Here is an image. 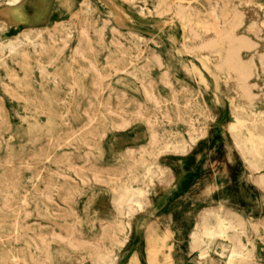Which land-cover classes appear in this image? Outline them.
Here are the masks:
<instances>
[{"label":"rangeland","instance_id":"374dc122","mask_svg":"<svg viewBox=\"0 0 264 264\" xmlns=\"http://www.w3.org/2000/svg\"><path fill=\"white\" fill-rule=\"evenodd\" d=\"M12 1L0 0V264H203L199 251L229 264L236 237L231 264H264V0ZM214 14L248 41L249 101L199 49ZM163 172L172 187L155 191ZM130 188L150 205L128 216L117 200ZM198 213L241 226L192 250Z\"/></svg>","mask_w":264,"mask_h":264},{"label":"bare ground","instance_id":"6f19581e","mask_svg":"<svg viewBox=\"0 0 264 264\" xmlns=\"http://www.w3.org/2000/svg\"><path fill=\"white\" fill-rule=\"evenodd\" d=\"M16 2H18V0L12 1V4H15ZM213 20L214 23L208 30V38L201 39L199 49L204 51L210 50L218 53L220 59L218 63V69L225 72L227 71L234 75L242 98L249 101L251 98V85H249V79L253 75V68H251V66L243 60L241 52L242 49L248 46V41L243 37L240 38L239 36H237V24L235 22L229 23L227 27H221V24L227 23V21L229 20L228 18H224V20L221 22L214 14ZM252 151L255 153V155L259 156V151H257V149L252 148ZM149 172L151 173V170H149ZM172 183L173 177L170 175V173L163 172L161 173L160 177L156 178V182L154 184L155 191L169 190L172 187ZM255 184L264 189V177L260 179V183L255 182ZM145 195V191L142 189H126L124 193L119 196L117 204L119 207L126 205L128 216H130L131 212H133L134 205H136L137 209L140 212H144V207L147 208V206L150 205L149 200L146 199ZM214 218L216 222L214 223V225H210L207 222V219L203 217V215H201L200 213L197 214L196 226L189 234L192 250L197 249L198 245L203 242L204 238H206L208 241H211L212 239H214V237L217 236L227 237V230H231L235 227L241 226V221L238 219V217L231 213L226 216H221V214L216 213ZM164 238L165 236L158 241L148 242L147 251L148 253H150L151 257L156 254L155 246L158 244L159 247V245L162 244ZM238 245H240V241L239 237H236L235 242L233 243V246L231 248L229 264L232 263L233 259L236 256L238 257L237 259L239 262L244 259L242 252L236 249ZM194 260L198 263L209 264V262H207L205 259V253L202 251H199Z\"/></svg>","mask_w":264,"mask_h":264}]
</instances>
